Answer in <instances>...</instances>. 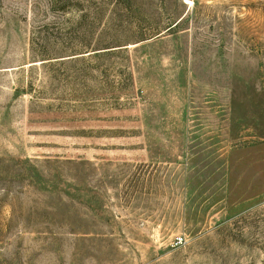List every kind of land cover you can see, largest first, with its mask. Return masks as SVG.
<instances>
[{
  "label": "rangeland",
  "instance_id": "obj_1",
  "mask_svg": "<svg viewBox=\"0 0 264 264\" xmlns=\"http://www.w3.org/2000/svg\"><path fill=\"white\" fill-rule=\"evenodd\" d=\"M0 0V264H264V0Z\"/></svg>",
  "mask_w": 264,
  "mask_h": 264
},
{
  "label": "bare ground",
  "instance_id": "obj_2",
  "mask_svg": "<svg viewBox=\"0 0 264 264\" xmlns=\"http://www.w3.org/2000/svg\"><path fill=\"white\" fill-rule=\"evenodd\" d=\"M185 2H186L187 4H190V3H191L190 1H187V0H185Z\"/></svg>",
  "mask_w": 264,
  "mask_h": 264
}]
</instances>
